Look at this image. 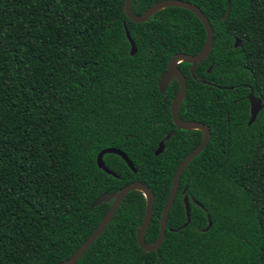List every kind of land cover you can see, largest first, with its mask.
Returning a JSON list of instances; mask_svg holds the SVG:
<instances>
[{"label":"trees","instance_id":"obj_1","mask_svg":"<svg viewBox=\"0 0 264 264\" xmlns=\"http://www.w3.org/2000/svg\"><path fill=\"white\" fill-rule=\"evenodd\" d=\"M158 1L132 0L131 10L140 15ZM181 1L213 29L194 77L189 63L178 65L187 81L179 117L206 125L209 142L181 175L158 249L138 246L146 200L131 191L75 264H264V107L247 124L249 93L264 104V0ZM124 4L0 0V264L70 258L112 204L91 208L94 201L137 181L154 195L145 243L158 238L175 171L203 136L175 127L179 84L160 94L158 81L173 55L202 50L206 31L179 7L133 23ZM111 148L136 172L116 154L103 156L116 176L99 169L97 156ZM185 196L190 222L181 228Z\"/></svg>","mask_w":264,"mask_h":264},{"label":"water","instance_id":"obj_2","mask_svg":"<svg viewBox=\"0 0 264 264\" xmlns=\"http://www.w3.org/2000/svg\"><path fill=\"white\" fill-rule=\"evenodd\" d=\"M131 1L132 0H125L124 12L127 18L133 23H144L151 15L167 7H179V8L186 9L190 11L191 13H193L202 23L206 31V40H205V44L202 50L196 55H187L183 53H177L173 55L168 61L166 71L160 76L159 81H158V89L160 93L163 94L169 82L173 78L178 80V83L180 86L179 92L176 94V96L172 100V103L170 106L172 122L178 130H199L201 131L203 134L202 140L190 153H188L182 159V161L179 163L175 171L170 192L168 194V197L162 209V213H161V217L159 221L158 238L156 239L154 243L146 244L144 240L146 231L152 220L154 195L152 191L145 184L138 182V181L132 182L122 187L117 193H110V194L104 193L98 199L94 201L91 208L96 207L100 205L101 203H108L110 201H112V204L110 208L108 209L107 213L105 214V216L103 217V219L97 225V227L92 231V233L87 237V239L79 246V248L75 251V253L70 258L64 261H61L57 264H75L78 260H80L81 257L86 253L88 248L94 243V241L99 237V235L105 230V228L112 221L124 197L131 191H140L144 195L145 200H146V208H145V213L142 219V223L136 233V240H137L138 246L145 252H152L158 249L166 237L167 218H168L170 208L172 206V203L174 201V198L179 188V182H180L181 175L183 171L185 170V168L188 166V164L205 149L207 143L209 142L210 130L206 125H204L201 122L184 121L179 117V113H178L179 106L186 94L187 81L184 75L179 70L178 65L181 62L189 63L191 65L190 73L192 77H194L196 66L208 57V55L210 54L213 48L214 38H213V29H212L211 24L209 23L208 19L204 16V14L201 12V10L197 6L191 3L185 2V1L161 0L155 3L154 5H152L151 7H149L146 11H144L140 15H135L132 12ZM228 12L229 10L227 9L223 16V19L227 17ZM125 34L130 44V48H131L130 54L133 56L135 55L137 50H136V46L133 40L130 37L128 29L126 27H125ZM238 46H239V42L236 41L234 43V47H238ZM247 98H248L249 106H250V109H249L250 118L247 124L251 125L254 122L257 114L263 109L264 104L262 103V100L260 98H256L254 96L253 92H250ZM172 135H173V132H170L169 134H167L164 140L159 143L158 149L155 152L156 156H158L159 154L163 152L164 142L169 140L172 137ZM104 154H116L120 156L125 161V163L134 172H136L133 164L131 163V161L127 158V156L124 153H122L119 150L111 148V149H104L103 151H101L99 155L97 156V160H96L98 168L103 170L105 173L116 176L111 170H109L105 166L103 162ZM184 205H185V211H186V222L184 225H182L181 228H186L190 222V206H189L187 196L184 197Z\"/></svg>","mask_w":264,"mask_h":264},{"label":"flooded vegetation","instance_id":"obj_3","mask_svg":"<svg viewBox=\"0 0 264 264\" xmlns=\"http://www.w3.org/2000/svg\"><path fill=\"white\" fill-rule=\"evenodd\" d=\"M179 70H180V69H179ZM181 73H182V72H181ZM184 77H185V76H184ZM173 79H175V78H173ZM173 79H172V80H173ZM172 80H171V81H172ZM176 80H177V79H176ZM177 82H178V80H177ZM169 83H170V82H169ZM178 84H179V83H178ZM168 85H169V84H168ZM167 87H168V86H167ZM179 88H180V86H179ZM166 89H167V88H166ZM166 89H165V91H166ZM165 91H164V92H165ZM159 92H160V91H159ZM160 94H161V93H160ZM175 96H176V95H175ZM175 96H174V97H175ZM174 97H173V99H174ZM173 99H172V100H173ZM171 103H172V101H171ZM170 106H171V104H170ZM179 107H180V106H179ZM170 132H173V134H174V131H173V130L170 131ZM170 132H169V133H170ZM169 133H168V134H169ZM166 136H167V135H166Z\"/></svg>","mask_w":264,"mask_h":264}]
</instances>
